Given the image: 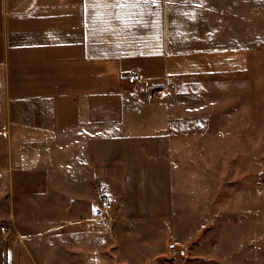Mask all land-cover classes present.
I'll list each match as a JSON object with an SVG mask.
<instances>
[{
	"label": "crops",
	"instance_id": "obj_1",
	"mask_svg": "<svg viewBox=\"0 0 264 264\" xmlns=\"http://www.w3.org/2000/svg\"><path fill=\"white\" fill-rule=\"evenodd\" d=\"M263 52L264 0H0V264H37L1 227L19 203H56L77 242L103 199L117 239L166 214L193 103L247 90Z\"/></svg>",
	"mask_w": 264,
	"mask_h": 264
},
{
	"label": "rangeland",
	"instance_id": "obj_2",
	"mask_svg": "<svg viewBox=\"0 0 264 264\" xmlns=\"http://www.w3.org/2000/svg\"><path fill=\"white\" fill-rule=\"evenodd\" d=\"M254 59L247 90L193 103L200 123L178 145L177 203L166 214L120 222L117 239L114 205V218L93 223L95 239L77 242L56 203L31 201L1 227L27 234L37 264H264V52ZM7 212L0 203V219Z\"/></svg>",
	"mask_w": 264,
	"mask_h": 264
},
{
	"label": "built area",
	"instance_id": "obj_3",
	"mask_svg": "<svg viewBox=\"0 0 264 264\" xmlns=\"http://www.w3.org/2000/svg\"><path fill=\"white\" fill-rule=\"evenodd\" d=\"M140 76L141 75L139 74H134V76L132 75L129 77L128 82L133 85L141 83L143 81V78ZM4 130L6 131L7 128L4 127ZM114 208L115 206L112 201L103 199L102 207L93 213V217L99 221L106 218L112 219L116 215V210Z\"/></svg>",
	"mask_w": 264,
	"mask_h": 264
}]
</instances>
